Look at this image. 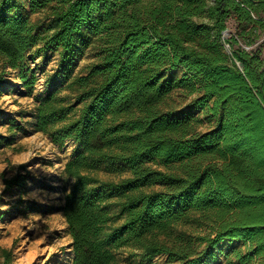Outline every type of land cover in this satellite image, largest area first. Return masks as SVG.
<instances>
[{
  "label": "trees",
  "instance_id": "trees-1",
  "mask_svg": "<svg viewBox=\"0 0 264 264\" xmlns=\"http://www.w3.org/2000/svg\"><path fill=\"white\" fill-rule=\"evenodd\" d=\"M26 7H49L46 31ZM229 18L238 31L225 39ZM263 36L264 0H0V86L7 69L26 80V53L39 44L37 52L59 50V74L69 79L82 47L100 43L98 62L64 85L73 102L54 90L35 106L37 131L79 147L63 169L73 180L62 207L71 264H116L123 248L148 263L165 255L205 264L222 243L226 264H264V45H255ZM176 68L181 76L168 77ZM175 88L196 94L191 107L211 129L163 110ZM101 163L130 174L100 179ZM25 179H5V190ZM1 256L13 264L9 250Z\"/></svg>",
  "mask_w": 264,
  "mask_h": 264
},
{
  "label": "rangeland",
  "instance_id": "rangeland-1",
  "mask_svg": "<svg viewBox=\"0 0 264 264\" xmlns=\"http://www.w3.org/2000/svg\"><path fill=\"white\" fill-rule=\"evenodd\" d=\"M26 12L29 20L37 25L38 32L47 30L49 7L34 13L26 7ZM226 25L224 37L230 39L237 33L238 26L232 18L227 20ZM238 41L248 47L240 39ZM37 47L26 53V80L19 78L18 71L7 69L4 83L0 86V263L3 261L1 249H6L11 253L13 264H71L72 239L62 207L73 180L65 175L63 169L66 162L79 151V147L72 140L59 145L47 134L37 131L35 106L40 98L54 90H60V95L67 96L73 102V94L64 85L69 79L85 74L92 64L98 62L100 43L96 37H92L82 47L68 72L69 79H63L59 74V50L50 47L37 52ZM224 47L225 51H230L227 44ZM259 50L264 57V47ZM32 75L35 81L30 86L27 82ZM180 76V68L168 72V77L173 79ZM195 96V93L189 94L185 88H175L162 108L186 112L187 116L197 120V131L206 132L213 127V121L207 120L203 111L191 107ZM17 174L26 176L25 186H14L6 191L4 180ZM129 174L127 167L122 164L101 163L97 172L100 179L114 181ZM115 200V197L111 198L112 203ZM109 211L115 215L117 209L112 206ZM187 230L201 235L208 232L205 227H187ZM226 253L227 243H222L216 258L205 264H226ZM116 264L178 263H170L165 255H158L148 263L143 260L138 249L123 248L117 251Z\"/></svg>",
  "mask_w": 264,
  "mask_h": 264
},
{
  "label": "built area",
  "instance_id": "built-area-1",
  "mask_svg": "<svg viewBox=\"0 0 264 264\" xmlns=\"http://www.w3.org/2000/svg\"><path fill=\"white\" fill-rule=\"evenodd\" d=\"M263 44L264 45V36L255 44ZM249 47H245V49H248Z\"/></svg>",
  "mask_w": 264,
  "mask_h": 264
},
{
  "label": "water",
  "instance_id": "water-1",
  "mask_svg": "<svg viewBox=\"0 0 264 264\" xmlns=\"http://www.w3.org/2000/svg\"><path fill=\"white\" fill-rule=\"evenodd\" d=\"M227 33V31H224L223 32V36H224V34H226ZM224 38V37H223ZM227 51V53H230L228 50H226ZM238 66L240 67V65L238 64Z\"/></svg>",
  "mask_w": 264,
  "mask_h": 264
}]
</instances>
